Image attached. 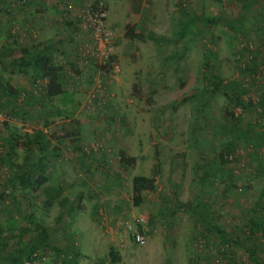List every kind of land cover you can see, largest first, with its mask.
Listing matches in <instances>:
<instances>
[{"label": "rangeland", "instance_id": "rangeland-1", "mask_svg": "<svg viewBox=\"0 0 264 264\" xmlns=\"http://www.w3.org/2000/svg\"><path fill=\"white\" fill-rule=\"evenodd\" d=\"M4 1L7 4H0L1 7L13 3V0ZM41 1L56 6L59 0ZM90 1L71 0L78 9ZM130 1L106 0L114 59L120 66V73L114 79L99 77L93 65L79 66L75 60L66 63L64 58L58 61L59 66L70 73L75 70L72 65L85 74L86 68L95 71L92 79L79 72V84L69 80L70 84H75L73 90L81 92L74 97L73 120L92 121L89 127L84 124L86 128H82L85 141L87 136L89 141H95L94 132L107 128V120L111 119L107 113H85L83 110L96 80L111 94L112 110L117 115L112 118L115 121L111 123V134L105 129L103 137L96 139L103 142L104 150L108 146L106 137L112 138L114 133L121 136L134 133L126 122L130 120L129 105L133 111L141 110L143 119L135 132L141 135L143 143L162 144L157 148L159 164L155 167L160 191L150 192L144 212L132 213L130 205L125 204L123 214L115 215L109 210V204L100 203L94 207L95 191L80 186L87 203H82V197L75 207L78 211L70 210L65 202L71 199L72 188H66L65 180L55 179L47 169L49 184L60 188L57 200L65 204L59 206L55 203L45 208L41 191L23 198L19 184L8 182L6 167L0 166V194L3 195L0 202V241L8 239L10 245L7 250L10 251L17 248L14 237L21 234L27 240L33 234L23 232L21 228L34 230L39 221L50 229L55 225L65 228L69 223L67 233L75 239L80 251L78 264H111L107 259L110 250L121 257L117 264H264V114L260 108L250 105L260 96V90H264V1L186 0L188 5L191 2L188 6L190 15L221 17V21L217 25H209L193 18L190 33L175 40L172 36L181 29L178 23L181 19L179 0H165V4L156 8L165 13L161 22L165 26V34L171 38L166 44H157L148 38L151 30L145 26L143 18L147 5L151 4L155 9L156 1L141 0L143 11L140 10L141 14L136 19L129 17ZM50 9V12L35 10L33 15L37 26L43 28L47 22L64 21L60 6ZM70 24L76 28V34L67 35L70 39L67 43L76 53V46L87 42L88 38L77 22ZM5 28L6 22L0 21V30ZM130 30L144 38L131 39ZM74 56L77 57L76 54ZM242 64L248 68L243 74L239 70ZM64 71L58 73L60 77L64 76ZM254 73L261 76L259 84L249 85L244 77L251 78ZM214 75L227 84L237 83L241 90L231 88L227 97L221 92L205 93L203 86L209 84ZM61 79L66 81L65 76ZM115 84H121L123 88L116 86L115 91ZM234 92H242L241 99L245 101L242 107L236 104ZM192 94L197 97L192 98ZM206 96L210 99L205 100ZM152 97L157 99L159 109L150 108ZM227 111L233 113L235 126L225 114ZM42 114L45 117L32 118V113L24 119L7 120L11 119L10 116L0 112V147L2 138L19 137L15 150L17 162L24 154L21 147L24 136L38 131L51 138L52 134L60 133L61 122L68 124L66 120L46 118L45 110ZM73 127L77 126L73 123ZM164 142L167 145H163ZM134 149L138 150V147ZM228 154L233 155L231 159L221 163ZM65 158L69 162L67 156ZM137 175H144V172L138 171ZM123 177L127 180L130 173H123ZM10 195L17 198L16 204L11 203ZM123 195L129 196L128 188L123 189ZM102 199L105 201L106 196ZM176 202L186 207H172L171 204L176 205ZM64 207L67 209L65 221L57 222L56 218ZM80 207L83 210H79ZM146 210L150 214L146 215ZM134 216L143 218L147 237L144 245L131 242L124 229L125 221ZM251 219L259 227L255 237L247 240L244 229ZM199 237L211 242L210 247L199 248ZM47 243L30 264H61L56 249L64 247L65 241L50 240ZM248 249L254 252L251 259L247 257Z\"/></svg>", "mask_w": 264, "mask_h": 264}, {"label": "trees", "instance_id": "trees-1", "mask_svg": "<svg viewBox=\"0 0 264 264\" xmlns=\"http://www.w3.org/2000/svg\"><path fill=\"white\" fill-rule=\"evenodd\" d=\"M59 0L56 3L57 8L64 6L65 3H70L71 0L63 1L62 4ZM264 1V0H262ZM185 2V5H183ZM72 3V2H71ZM0 4H7L4 0H0ZM34 4L33 0H13V3L10 5H5V7L0 6V21L4 20L6 22V28L4 30H0V40L4 41V44L0 41V65L3 67L7 65L9 67V73L15 74L17 72H25L28 74L29 72L32 73L31 78V92L28 94L22 93L16 89H13L6 79L3 76L1 68H0V112H3L5 115L10 116L12 119L16 118H25L26 116L33 113L32 118H34V114H37V118L40 117L42 114L43 109L37 108L26 110L20 106V102L23 100H27L29 98L39 97V95L43 98H51L53 96L59 95L62 93L61 84L57 81L58 72L64 71L61 66L56 65L53 58L51 57L50 53L48 52V48L40 49L39 46L33 48L34 52L30 54L28 48H17L18 46V23L19 22V14L24 11L25 9L29 10L32 9V5ZM59 4V5H58ZM180 9H184L185 14L188 9V4L186 0H179ZM55 6V7H56ZM61 13L64 16V21L68 18L70 19L69 23H76L77 19L71 16L70 13L65 12L64 9L61 8ZM194 19H200L209 25H217L221 21V17H202L197 16L194 14ZM193 21V19H191ZM15 21H17L15 23ZM181 32L185 33V30L181 29ZM131 39H143L144 36L142 34L134 33L132 30L129 32ZM153 40L155 43H159V39L154 38L152 34L148 37ZM179 40L177 36H173V39ZM165 39V38H163ZM169 41V40H167ZM166 42V40H165ZM20 51L19 58H13L12 53L14 50ZM75 49V48H74ZM210 53V52H209ZM178 55V54H177ZM253 58V57H252ZM251 58V59H252ZM76 61V60H75ZM76 64V63H74ZM75 70H72L74 75H79V71L76 70V67L72 65ZM10 69H12L10 71ZM241 73H245L248 71L247 66L244 64L241 65L239 68ZM73 73L69 71H64V75L66 76V84H68L70 89H73V85L70 84V79L73 80ZM260 75L255 74L251 78L244 77L245 81H248L250 84H259ZM262 78H264L262 76ZM72 83V82H71ZM208 86V88H207ZM260 86V85H259ZM240 89L239 85L235 82L231 84H227L222 79H220L217 75L213 76L211 81L206 83L203 86V91L207 94H213L221 92L224 96H228L227 92L231 90V88ZM241 90V89H240ZM260 96L256 98L250 105H254L257 108H260L262 113L264 114V90H260ZM234 92V98L236 104L239 106H243L242 103L245 101L241 99V93ZM196 98V94H192L191 97ZM192 97V98H193ZM205 100H209L210 97L206 96ZM110 107H113L111 103H108L106 106V113L108 115V110ZM39 111V112H38ZM61 113V112H60ZM228 115L232 121L234 122L235 118L233 113L227 111L225 113ZM34 116V117H33ZM42 117V116H41ZM45 117V116H44ZM43 118V117H42ZM47 118V117H46ZM45 118V120H47ZM72 123H78L77 121L73 120ZM235 126V122L231 124ZM73 128V129H72ZM77 127L70 126V128H65L63 125L61 126V130L64 132V136L61 138H73L79 137V131L76 129ZM52 138L57 139L56 135L52 134ZM23 142L21 147L24 151V154L20 160L17 162L15 160L16 153L15 150L18 146V141H20L19 137L15 136H7L2 138L1 140V147H0V166H5L7 170V179L8 182L12 184H19L22 190V197L24 198L28 194H31L35 191H41L44 195V206L45 208L52 207L55 203L57 205H64L63 201L57 200L59 198V187H53V185L49 184L50 176H48L47 167L49 163L48 157L55 153L57 154V150H54V147L50 145V138L43 134L42 132H32L29 135L24 136ZM79 140V139H78ZM60 141V142H61ZM73 143V141L71 142ZM74 148L78 149L81 156L88 157L95 153L85 154L83 153V145H80L79 142L74 144ZM2 150V151H1ZM233 155L228 154L224 156V159L221 160V163H225L227 159H231ZM63 159H66L65 156ZM70 159V158H69ZM67 160V159H66ZM117 161L122 165L123 169L127 168L131 162L134 161L133 158L126 157L124 155H120L117 157ZM230 161V160H229ZM123 171V170H122ZM120 171L119 174L122 173ZM124 173V172H123ZM157 172L151 177H145L136 175L133 176L131 180V204L133 207H138L144 201L143 194L148 192H154L157 189L156 179L154 178ZM11 203L16 204L17 198L13 195L11 196ZM3 199V195L0 194V202ZM176 208H185V204H179L176 202ZM67 210H60L56 221L60 222L62 220L65 221V213ZM67 223V221H66ZM259 225H256V222L251 219L245 225L244 235L247 240H251L255 237L254 233L258 230ZM23 232H30L33 233L29 239L24 240L23 236L20 234L14 238L15 242L14 245L17 248H12V250L8 251L9 248V241L8 239L4 241H0V264H26L32 263L38 256L37 253L39 250L45 245H47L50 240L54 241H65V245L62 248L57 247L58 255L61 257V264H78V257L80 256V251L76 246L75 239L70 236L67 232L68 229L53 226V228H48L43 225L41 221H39L34 230L29 228H21ZM203 238L199 237V240ZM197 241V244H198ZM211 242H207L206 239H203V245L201 248H209ZM223 251V250H222ZM254 252L251 249L247 251V257L253 258ZM108 261L111 264H117L120 262V256L113 250H110L107 256Z\"/></svg>", "mask_w": 264, "mask_h": 264}, {"label": "crops", "instance_id": "crops-1", "mask_svg": "<svg viewBox=\"0 0 264 264\" xmlns=\"http://www.w3.org/2000/svg\"><path fill=\"white\" fill-rule=\"evenodd\" d=\"M153 1L157 2H155V9L151 6V4H148L147 8L145 9L146 15L143 16L145 20V26L149 30H151L150 34H152L154 38L159 39L158 44H166L171 41V38H169V36L165 34V26L161 22L164 19L165 13L160 12L161 8H156L162 3L165 4L166 1ZM33 2L34 4L32 5V9H25L24 11L22 10V12L19 14L17 48H28L31 54L32 52H34V47L36 46H39L40 49L47 47L48 52L50 53L56 65H60V62L58 61L60 58H64V61H66V63L68 61L74 62L75 53L73 51V47H70V44L67 43V41L70 40L67 35L76 34V32L74 31L76 30V28H74L67 20L63 21L61 19L58 23L47 22L46 26L43 28H41L42 26L40 25L37 26V24H35V21H37V19L33 15L35 10L42 9V11L50 12V8L54 9L56 7L55 4H44L41 0H33ZM143 5L144 4L143 2H141V0H131L129 2L128 14L130 19H136L137 15L139 17V14H141L140 10L143 11ZM189 5H191V2L189 3ZM184 11V9L179 10L181 19L178 20V23L181 26V29L185 30V33H182L181 29L179 33H171L174 34L173 36H177L179 40L183 35L190 33V29L192 26L191 19H193L194 17L193 15L185 14ZM186 13H189L188 9ZM47 17H49L48 14ZM184 18H186V20H184ZM1 43L4 44V41L2 40ZM12 57H20L19 49L13 51ZM122 60L126 59L122 58ZM0 68L3 76L8 79V82L13 89L29 95L32 87L31 82L33 79L31 78V72H29L28 74H26L25 72H17L15 74H11L8 72L9 67L7 65H4L3 67L0 65ZM84 71L86 72V74L80 71L79 72L81 74L87 75L88 78L91 77L90 79L95 76L94 69L90 70L88 68L87 70L86 68ZM64 76H58L57 78V81L61 84V94L46 99L39 95V97L23 100V102H20V106L26 110L34 108H37V110H39V108H41V110L43 109L47 113L46 117L48 119L68 121V124H64L63 121L59 125L60 133L55 134L57 139L52 137L50 138V145L54 147V150H57V154H51L48 157L49 163L47 167V169H49L50 171L49 173H52L55 179H59V181L65 180L64 186L66 188H72V191L70 192L71 199L66 202V208L70 210L76 209L78 211V208L75 207L79 204V200L82 197V203L86 205L87 201L84 200L85 193L83 192V190L79 189V187L81 186L82 188L90 187L91 191H95L94 193H96V199L93 201L94 207H97L100 203L109 204L111 205V207H109V210L112 211L115 215L123 214V211L125 210V204L130 205V211L132 213L143 211L148 207V199L150 198V193H144L143 203L138 207H133L131 204V180L133 176L137 175L138 171L144 172V175L140 176L145 177H151L154 172L157 171V168L155 169V167L159 163L156 160V156L160 154L157 148H161L162 144L160 145V142H157V144L143 143L141 135L135 132V130L139 128L138 125L143 119L142 112L141 110L137 109L133 111L132 106L129 105L130 107L128 116L130 120H126V122L129 123L134 133H129L124 136L115 135L114 133L112 138L109 136L106 137L108 143V146H106L107 149L101 152L99 155L93 154L88 157L81 156L79 150L74 148V144L76 142H79L80 145H83L91 143L93 141L88 140L89 136L86 137L87 140L85 141L83 136L85 134V131H83V129L86 128L84 127V124L89 127L92 121L80 120V122L74 123V125L77 126L76 129H78L79 131V137L63 138L61 141V138L64 136V132L61 130V126L63 125V127L65 128H70V126H73V123L71 124V121L75 116L71 111L75 107L74 97L76 95L79 96L81 93H77L73 89H70L68 84H66V82L61 79ZM116 86H119L120 89L123 88L121 84H115V91L117 88ZM120 105L123 106V104ZM157 105V99L155 97H152L150 108L156 107L157 109H159V106ZM109 109L111 110H108V117L111 119L107 120L108 126L105 129L111 134L113 129L111 123L115 121L112 120V118H116L117 115L116 112L112 110L114 108L110 107ZM36 115L37 114H34L35 117H37ZM40 116L44 117L43 114H41ZM7 120L14 119L8 118ZM153 121L155 122L156 120ZM158 122L161 121L158 120ZM105 129L103 128L100 132L95 131L93 137L94 140L103 137V132L105 131ZM149 140L147 141L149 142ZM72 141L73 143H71ZM160 141H162V139ZM164 143L165 144L163 145H167L166 142ZM140 145L143 147L142 149ZM151 145L157 146L153 147ZM136 147H138V150L134 149ZM121 154L134 159V161L131 162V164L125 169H123L122 165L117 161V157ZM64 155L67 156L68 159L70 158L69 162L68 160L66 161V159L64 161L62 160ZM120 171H122L121 174H119ZM123 172L130 173V177L127 180H124ZM154 178H156V176H154ZM171 186L173 187V184ZM98 187L99 190H96ZM125 187L129 190V196L127 197L123 195V189H126ZM160 189V187H157L156 191H160ZM101 190H103V193L101 192ZM102 196H106L105 201H103ZM171 206L175 208V203H172ZM66 208L64 207V210H67ZM79 210H83V208L80 207ZM145 214L148 215L150 213L146 210ZM66 221L68 222L67 219ZM71 222H73V220ZM66 228L69 229V223L68 227Z\"/></svg>", "mask_w": 264, "mask_h": 264}, {"label": "built area", "instance_id": "built-area-1", "mask_svg": "<svg viewBox=\"0 0 264 264\" xmlns=\"http://www.w3.org/2000/svg\"><path fill=\"white\" fill-rule=\"evenodd\" d=\"M185 5V2L184 4ZM77 19L80 30L87 36L84 41L76 46L75 58L79 66L93 65L99 77L114 79L120 73V66L113 54V34L107 25L106 0H91L84 4L81 9L76 8L71 2L61 7ZM75 84H79L80 75H72ZM108 103L113 104L109 91L96 80L90 93L87 95L83 110L85 113H106ZM104 150V144L100 140L83 146L85 154H99ZM124 229L128 233L131 242L136 245H144L147 237L143 228V218L134 216L124 223ZM203 240L198 241L201 248Z\"/></svg>", "mask_w": 264, "mask_h": 264}]
</instances>
